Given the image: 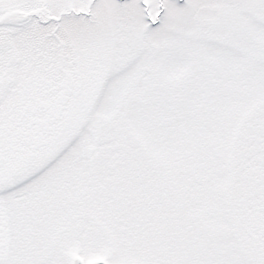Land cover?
I'll use <instances>...</instances> for the list:
<instances>
[{
    "label": "snow or ice",
    "instance_id": "obj_1",
    "mask_svg": "<svg viewBox=\"0 0 264 264\" xmlns=\"http://www.w3.org/2000/svg\"><path fill=\"white\" fill-rule=\"evenodd\" d=\"M0 264H264V0H0Z\"/></svg>",
    "mask_w": 264,
    "mask_h": 264
}]
</instances>
